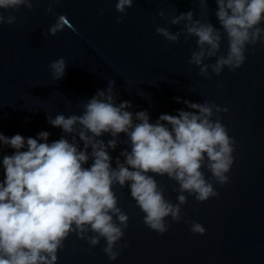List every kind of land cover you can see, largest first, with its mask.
<instances>
[{
    "label": "water",
    "instance_id": "1",
    "mask_svg": "<svg viewBox=\"0 0 264 264\" xmlns=\"http://www.w3.org/2000/svg\"><path fill=\"white\" fill-rule=\"evenodd\" d=\"M30 3L31 9L23 5L0 10L6 19L15 17L11 25L0 24V132L4 135L35 137L48 131L49 140H57L66 134L51 126L47 117L80 114L83 105L113 81L116 102L130 101L128 110L134 113L147 110L153 122L161 113L191 111L174 97L214 102L211 119L219 118L234 140L229 179L223 185L202 169L218 195L198 202L194 194L184 192L182 219L166 217L165 233L146 227L144 213L127 185H117L118 206L129 217L124 235L114 245L118 258L108 260L104 238L92 246L73 232L58 250L57 264H264V39L247 46L246 59L235 71L224 66L216 74L209 67L207 75H201V66L189 62L199 49L196 38L184 30L187 21H170L192 11L193 20L219 28L215 0H205L207 6L201 0H134L126 13L115 10L116 0ZM61 15L68 24L52 34L50 28ZM158 26L180 33L178 42L157 34ZM227 51L225 35L217 55L206 57L203 64H214ZM60 58L65 60L66 73L57 80L49 65ZM110 138L101 137L105 142ZM125 139L121 134L117 149L110 150L113 158L127 147ZM11 151L0 145V159ZM156 180L165 199L179 203V184L166 175ZM194 221L204 226V234L190 231Z\"/></svg>",
    "mask_w": 264,
    "mask_h": 264
},
{
    "label": "clouds",
    "instance_id": "2",
    "mask_svg": "<svg viewBox=\"0 0 264 264\" xmlns=\"http://www.w3.org/2000/svg\"><path fill=\"white\" fill-rule=\"evenodd\" d=\"M215 2L219 28L211 22L193 20L192 11L170 21H187L184 30L196 38L199 49L189 62L201 66V75H207L209 67L216 74L224 66L235 71L246 59L247 46L264 39V0ZM133 3L116 0L115 10L126 13ZM201 3L207 6L205 0ZM23 5L32 7L30 0H0V10H18ZM159 15L163 17L164 11ZM121 19L118 17L117 23ZM14 21V16L6 19L0 11V24ZM66 24L61 15L50 32L55 34ZM156 33L170 42H178L180 36L163 26H158ZM225 35L227 54L219 56L214 64H203L206 57L217 55ZM49 67L54 79L66 73L64 58ZM113 84L109 81L107 89L98 90L80 114L47 117L51 126L66 134L57 140L50 141L48 131H40L35 137L0 132V145L12 150L0 159V264H57L58 250L73 232L87 238L92 246L104 238L103 252L110 262L115 261L120 253L114 251V245L124 235L129 220L118 206L115 186L127 185L131 198L144 213L145 226L163 234L168 230L166 217L171 216L175 222L182 219L180 205L187 202L184 192L194 194L198 202L218 195L202 169L206 168L221 185L229 179L226 174L233 162L234 140L219 118L211 119L214 102L201 104L174 97L191 111L161 113L153 122L147 110L129 111L130 101L117 103ZM105 134L111 137L107 142L101 139ZM121 134L127 147L113 158L110 150L117 149ZM165 175L179 184L177 204L166 200L158 185L156 177ZM190 231L202 235L205 228L194 221ZM89 232L93 235L87 236Z\"/></svg>",
    "mask_w": 264,
    "mask_h": 264
}]
</instances>
